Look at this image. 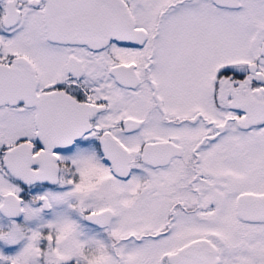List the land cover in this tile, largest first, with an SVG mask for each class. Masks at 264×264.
<instances>
[{
	"label": "snow or ice",
	"instance_id": "snow-or-ice-1",
	"mask_svg": "<svg viewBox=\"0 0 264 264\" xmlns=\"http://www.w3.org/2000/svg\"><path fill=\"white\" fill-rule=\"evenodd\" d=\"M0 264H264V0H0Z\"/></svg>",
	"mask_w": 264,
	"mask_h": 264
}]
</instances>
